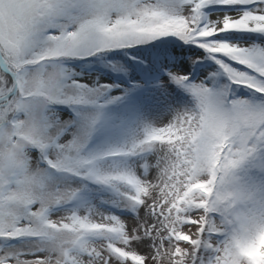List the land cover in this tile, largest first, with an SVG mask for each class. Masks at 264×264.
<instances>
[{"label": "snow or ice", "instance_id": "obj_1", "mask_svg": "<svg viewBox=\"0 0 264 264\" xmlns=\"http://www.w3.org/2000/svg\"><path fill=\"white\" fill-rule=\"evenodd\" d=\"M169 35L215 64L168 70L192 105L94 146L128 90L65 60ZM129 262L264 264V0H0V264Z\"/></svg>", "mask_w": 264, "mask_h": 264}, {"label": "rangeland", "instance_id": "obj_2", "mask_svg": "<svg viewBox=\"0 0 264 264\" xmlns=\"http://www.w3.org/2000/svg\"><path fill=\"white\" fill-rule=\"evenodd\" d=\"M223 7L224 6H215L209 11L212 12L214 17L215 13L221 11ZM164 52L165 51H162V53ZM163 55H172L171 57L174 59L171 64L172 66H168V70L184 71L185 68H187V71L192 73L194 69V58H204L205 51L196 46L194 50L189 52H183L182 50L175 51V49H173L167 51ZM93 57H95V55H93ZM68 60L69 61H65V64L72 70L77 80L89 86L96 83H114L119 85V87L110 90V95L112 96H117L118 94L121 96L125 93V90H128V95L123 100L106 106V113L112 121H115V126L108 127L105 130H98L92 139V144L94 146H101L106 142L114 144L125 142L129 138L128 129L120 126L121 121H135L137 116H140L144 120L154 123H159L161 121L167 122V120L171 118V115L163 111L165 105H171L173 108H183L191 106L193 103L190 93L171 82L168 74L162 77V81H155L154 83H146L147 80L144 79L143 81H145L146 84H142L139 78H135L137 83L127 87L128 89H124L122 88L123 82L115 75L110 63L100 58L82 63H76L75 59L68 58ZM114 65H118L119 67L115 68L121 70L128 78L136 76V73L127 68L118 57ZM205 66H208V71H212L215 64L210 62ZM194 75L197 78H202L204 73L200 71L194 73ZM164 83L167 85V92H162L160 90L161 85ZM234 92L237 96H248L246 95L247 91L243 87L234 88ZM53 107L63 120L71 119L73 117L71 115H74L72 107L63 108L62 104H57ZM83 107L84 106H81V109L84 111L92 110V106ZM251 254L257 255L258 253L253 251ZM129 264H131V262H129Z\"/></svg>", "mask_w": 264, "mask_h": 264}, {"label": "trees", "instance_id": "obj_3", "mask_svg": "<svg viewBox=\"0 0 264 264\" xmlns=\"http://www.w3.org/2000/svg\"><path fill=\"white\" fill-rule=\"evenodd\" d=\"M158 41H165V42H169V41L183 42V41L179 40L177 37L171 36V35L166 36V37H160V38H157L156 40H153V41H150V42H158ZM120 53H122L121 50L117 54H120Z\"/></svg>", "mask_w": 264, "mask_h": 264}]
</instances>
